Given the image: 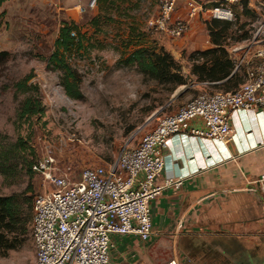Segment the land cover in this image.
Listing matches in <instances>:
<instances>
[{
	"label": "rangeland",
	"instance_id": "1",
	"mask_svg": "<svg viewBox=\"0 0 264 264\" xmlns=\"http://www.w3.org/2000/svg\"><path fill=\"white\" fill-rule=\"evenodd\" d=\"M90 1L76 4L72 11L76 16L72 17L62 10L65 0H3L0 4V51L8 54L0 64V163L7 172L6 176L0 175V197H14L26 214L34 196L46 192L47 183L39 174H26L21 166L24 159L34 162L48 155L53 159L51 173L66 174L74 182L84 167L113 163L123 147L135 146L158 119L194 95L224 91L195 82L189 73V53L210 48L211 20L206 16L189 20L185 33L172 40L147 29V20L158 10V0H117L108 12H98L97 6L88 5ZM197 1L206 7L222 3ZM230 8L233 19L220 40L234 62L237 58L228 51L245 45L247 38L237 39L243 34L250 36L264 22V0L251 7L245 4L243 8L238 3ZM61 22L76 25L71 37L81 40L80 48L74 46L65 53L67 63L79 75V100L64 94L59 73L46 66ZM219 29L222 24L215 31ZM136 45L167 52L178 63L186 84L167 94L165 87L169 84L160 85L125 64ZM235 72L241 75L243 70ZM27 75V84L36 88L37 92L31 94L38 99L42 115L18 122L16 111L26 94L15 92L13 84ZM150 115L153 116L147 120ZM18 139L23 150L18 147L14 151L13 144ZM26 229L23 240L18 236L19 241H12L7 249V239L19 231L14 228L12 234H7V228L0 225L4 243L0 247V264H33L28 223ZM177 250L174 249L180 264H264V245L259 239L252 245L233 241L222 244L206 236L182 241Z\"/></svg>",
	"mask_w": 264,
	"mask_h": 264
},
{
	"label": "built area",
	"instance_id": "2",
	"mask_svg": "<svg viewBox=\"0 0 264 264\" xmlns=\"http://www.w3.org/2000/svg\"><path fill=\"white\" fill-rule=\"evenodd\" d=\"M177 1L158 0L156 14L146 23L152 34L178 39L187 30L188 21L198 15L229 22L233 19L231 6L245 2L251 7L260 0H222L211 7L197 0H182V18L174 15ZM93 4L91 0L88 5ZM245 42L228 51L237 58L231 60L233 71L241 68L244 73L243 82L234 91L194 95L158 119L135 146L123 147L113 163L84 167L74 182L66 174L51 173L53 159L48 155L31 165V171L47 183L46 192L35 195L31 203L33 264H109L112 237L132 236L140 241L150 238V202L162 189H177L182 182L165 179L156 184L167 138L188 133L227 142L231 136L230 112L264 109V22ZM193 119H198L202 128H189ZM246 183L245 190L257 194L264 244V174ZM163 264L180 262L173 251Z\"/></svg>",
	"mask_w": 264,
	"mask_h": 264
},
{
	"label": "crops",
	"instance_id": "3",
	"mask_svg": "<svg viewBox=\"0 0 264 264\" xmlns=\"http://www.w3.org/2000/svg\"><path fill=\"white\" fill-rule=\"evenodd\" d=\"M65 1L62 10L70 17L75 5L85 2ZM178 2L174 15L182 16L184 9ZM188 127L200 129L202 125L193 119ZM229 127L227 142L188 133L167 138L156 184L181 179V185L162 189L150 202L152 235L147 241L132 236L111 238L109 264H163L182 241L206 236L222 244L252 245L257 239L263 244L257 194L244 187L248 180L264 174V109L230 112Z\"/></svg>",
	"mask_w": 264,
	"mask_h": 264
},
{
	"label": "trees",
	"instance_id": "4",
	"mask_svg": "<svg viewBox=\"0 0 264 264\" xmlns=\"http://www.w3.org/2000/svg\"><path fill=\"white\" fill-rule=\"evenodd\" d=\"M2 2L3 0H0V4ZM116 2L117 0H94V5L97 6L98 12H108ZM240 3L244 8L246 3ZM245 13L250 14L249 11H245ZM219 24H222V29L215 31ZM230 25L226 21L211 20V24L208 25L210 48L191 51L188 55L190 58L189 73L194 78V81L206 86L222 88L224 90L223 93L234 91L243 82L244 78V73L239 75L233 71V63L228 58L227 52L222 46V40H220L223 39V33L230 28ZM74 30H77V27L72 22L60 23L56 39L53 42V51L46 59V66L59 73L58 81L64 94L70 99L79 100L81 99L78 87L80 81L79 75L67 63L65 57V53L70 52L74 46L76 48L81 47V40L70 36V33H74ZM248 37L249 35L243 34L237 40L248 39ZM7 57V52L0 51V64L6 61ZM125 64L134 66L142 76L160 85L169 84L168 87H165L167 94H171L178 86L186 84L185 78L180 75L178 63L164 50L158 49V51H155L153 46L144 47L143 45H136L126 57ZM29 79L30 76L27 75L13 84L15 92L26 94V97L19 104L16 111V120L18 122H24L31 117H40L42 115L38 99L35 95L31 94L32 91L37 92L36 88L27 84ZM18 147L19 149L21 148L20 150H23V143L20 139L13 144L12 150L15 151ZM34 162L27 161L26 159L22 162L21 166L28 176L32 173L30 168ZM0 175H7L3 162L0 163ZM31 203L30 201L28 204V213L26 214L14 197H0V225L7 228V234H12L14 228L19 231L9 241L7 239V249L11 248L12 241H19L18 236H21L20 240H23L22 236L27 230V223L30 231ZM1 246H4V243L0 235Z\"/></svg>",
	"mask_w": 264,
	"mask_h": 264
},
{
	"label": "water",
	"instance_id": "5",
	"mask_svg": "<svg viewBox=\"0 0 264 264\" xmlns=\"http://www.w3.org/2000/svg\"><path fill=\"white\" fill-rule=\"evenodd\" d=\"M153 115H150L147 120H149Z\"/></svg>",
	"mask_w": 264,
	"mask_h": 264
}]
</instances>
